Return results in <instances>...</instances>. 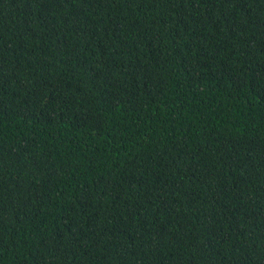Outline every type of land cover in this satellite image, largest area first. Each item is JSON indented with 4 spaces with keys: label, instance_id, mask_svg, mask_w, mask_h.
<instances>
[{
    "label": "trees",
    "instance_id": "1",
    "mask_svg": "<svg viewBox=\"0 0 264 264\" xmlns=\"http://www.w3.org/2000/svg\"><path fill=\"white\" fill-rule=\"evenodd\" d=\"M0 264H264V0H0Z\"/></svg>",
    "mask_w": 264,
    "mask_h": 264
}]
</instances>
